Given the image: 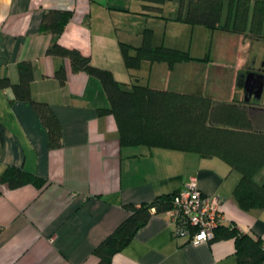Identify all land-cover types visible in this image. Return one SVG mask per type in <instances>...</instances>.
<instances>
[{
    "label": "crops",
    "instance_id": "1",
    "mask_svg": "<svg viewBox=\"0 0 264 264\" xmlns=\"http://www.w3.org/2000/svg\"><path fill=\"white\" fill-rule=\"evenodd\" d=\"M166 2L157 15L144 0H0V78L16 82L17 64L30 61L32 95L49 103L62 128L60 146L50 148L32 103L14 100L10 87H0V173L13 165L47 180L40 189L32 184L2 187L0 264H95L92 250L126 216L125 203L148 202L177 191L190 177L196 178L202 193L221 197L218 227H236L264 241V207H238L232 188L239 172L228 162L191 151L121 146L113 116L97 111L108 104L100 80L85 71L73 72L68 59L46 53L58 41L78 48L120 81L134 78L155 88L241 100L252 105L255 114L262 112L264 23L263 37L191 25L192 35L204 33L210 40L209 45L198 40L192 56L201 58L208 47V60L171 67L144 60L137 69L126 68L119 45L138 46L144 28L152 29L154 44L182 47L169 28H189L188 23L174 19L178 0ZM226 4L223 0L222 22ZM52 8L71 11L57 37L40 30L43 13ZM61 65L66 69L64 85L54 77ZM258 172L254 180L261 183L264 166ZM109 264L238 263L233 238L214 236L192 243L174 237L168 213L152 209Z\"/></svg>",
    "mask_w": 264,
    "mask_h": 264
},
{
    "label": "trees",
    "instance_id": "2",
    "mask_svg": "<svg viewBox=\"0 0 264 264\" xmlns=\"http://www.w3.org/2000/svg\"><path fill=\"white\" fill-rule=\"evenodd\" d=\"M157 14L164 0H144ZM223 0H178L175 20L190 25H202L209 30L222 29L263 37L264 0H228L226 19L222 22ZM71 11L52 8L43 13L40 30L58 36ZM120 53L128 69H137L142 61L165 62L168 67L176 62L208 60L197 58L186 50L153 43V31L144 28L141 42L131 46L121 42ZM46 53L69 60L73 72L85 71L97 77L108 104L97 108L98 114L113 116L117 138L121 146L145 145L196 152L201 156H218L239 172L232 195L242 210L264 207V180L258 183L255 174L264 166V108L258 115L253 106L241 100L220 101L210 96L155 88L138 81L127 83L115 78L112 71L91 63L90 57L76 47L54 41ZM18 78L11 82L0 78V87H10L14 100L29 101L37 110L47 132L50 148L61 144L62 128L48 102L32 95L33 66L28 60L17 64ZM60 85L66 82L63 65L54 72ZM129 85V86H127ZM256 108V107H254ZM46 178L22 167L7 166L0 173L2 187L13 189L32 184L40 189ZM174 193L156 195L142 203H125L126 216L93 248L95 264H109L112 256L144 225L151 210L163 212L171 206ZM215 238H233L238 264H259L264 259V241L242 232L236 227H217Z\"/></svg>",
    "mask_w": 264,
    "mask_h": 264
},
{
    "label": "built area",
    "instance_id": "3",
    "mask_svg": "<svg viewBox=\"0 0 264 264\" xmlns=\"http://www.w3.org/2000/svg\"><path fill=\"white\" fill-rule=\"evenodd\" d=\"M221 201L219 195L202 193L196 178L190 177L184 186L174 193L171 206L165 210L170 216L172 235L185 237L192 243L212 239L223 217Z\"/></svg>",
    "mask_w": 264,
    "mask_h": 264
},
{
    "label": "rangeland",
    "instance_id": "4",
    "mask_svg": "<svg viewBox=\"0 0 264 264\" xmlns=\"http://www.w3.org/2000/svg\"><path fill=\"white\" fill-rule=\"evenodd\" d=\"M166 1H167L166 3H168L169 0H166ZM226 8H227V4H226ZM176 21H179V20H176ZM186 25L189 28H186V26H179V25L175 24V26L169 28V32L173 36L176 35L177 38H178V41L182 44V47H176V48H179L181 50H186L189 53V55H192V52L195 51V49H196V47L198 45V40L200 41L199 44H201L202 42H205L208 45H209L210 40H205L204 33L195 32L192 35V32L190 30L191 25L190 24H186ZM206 47H207V45H206ZM205 56L207 58L209 57V49H208V47L206 48L205 54H204V56H202V58L205 57ZM206 60H202V61H206ZM118 76H121V75H118ZM259 76L261 77V74ZM261 78H263V80H264V72H263V77H261ZM135 81L136 80L134 78H132V79H130V81H126V82L127 83H131V82H135ZM127 86H129V85H127ZM258 173H261V172H258ZM258 175H260V174H258Z\"/></svg>",
    "mask_w": 264,
    "mask_h": 264
}]
</instances>
